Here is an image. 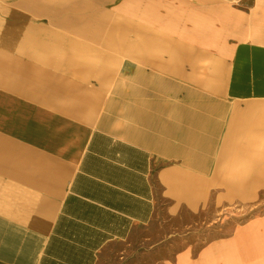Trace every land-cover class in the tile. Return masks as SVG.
<instances>
[{
    "label": "crops",
    "instance_id": "crops-1",
    "mask_svg": "<svg viewBox=\"0 0 264 264\" xmlns=\"http://www.w3.org/2000/svg\"><path fill=\"white\" fill-rule=\"evenodd\" d=\"M128 1L0 0V264H98L209 201L215 167L197 157L215 154V114L201 129L169 115L167 87H118L126 58L105 39ZM235 1L207 0L208 42L235 38L229 113L264 98V0ZM175 264H264V220Z\"/></svg>",
    "mask_w": 264,
    "mask_h": 264
},
{
    "label": "rangeland",
    "instance_id": "rangeland-1",
    "mask_svg": "<svg viewBox=\"0 0 264 264\" xmlns=\"http://www.w3.org/2000/svg\"><path fill=\"white\" fill-rule=\"evenodd\" d=\"M108 29L105 43L126 58L118 87H167L169 103L178 102L169 106V115L199 116L201 129L211 127L202 117L215 114V154L197 157L215 167V184L201 211L183 210L174 218L159 214L129 241L112 244L98 264H175L183 252L190 261L215 238L261 226L264 98H232L231 113L224 107L230 69L240 65L230 66L235 38L225 40L216 28L208 42L207 0L128 1L110 18Z\"/></svg>",
    "mask_w": 264,
    "mask_h": 264
}]
</instances>
